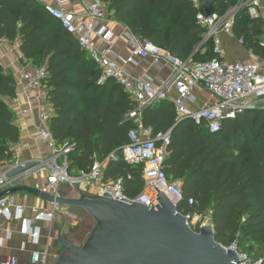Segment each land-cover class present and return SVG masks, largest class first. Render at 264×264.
Returning a JSON list of instances; mask_svg holds the SVG:
<instances>
[{"label": "trees", "instance_id": "16d2710c", "mask_svg": "<svg viewBox=\"0 0 264 264\" xmlns=\"http://www.w3.org/2000/svg\"><path fill=\"white\" fill-rule=\"evenodd\" d=\"M102 1L115 21L181 61L221 59L213 53L212 42L203 46V55L194 53L204 30L196 21L199 10L189 0ZM202 1L223 15L239 0ZM232 32L247 50L264 56L259 46L263 33L259 19L239 11ZM0 40H18L24 60L33 67L45 66L52 112L49 130L59 145H73L68 158L72 174L86 172L93 154L103 158L127 144V133L133 128L127 118L132 102L114 81L99 84V69L41 4L0 0ZM15 98V81L0 65V163L13 160L10 148L20 137L5 102ZM142 124L154 134L169 133L163 171L170 181L180 183L185 199L194 200V207L186 211L209 215L215 241L222 247L237 243L251 254L244 243L264 237V109L238 113L234 120H224L218 133L211 134L190 120H178L173 106L161 101L146 108ZM103 179H121L130 198L143 186L141 168L122 161L110 163Z\"/></svg>", "mask_w": 264, "mask_h": 264}, {"label": "built area", "instance_id": "2783aa9c", "mask_svg": "<svg viewBox=\"0 0 264 264\" xmlns=\"http://www.w3.org/2000/svg\"><path fill=\"white\" fill-rule=\"evenodd\" d=\"M69 1L52 0L51 3L44 4L43 8L62 30L75 39L80 50L99 69V84L112 80L123 89L133 104L132 110L127 114L133 128L127 133L128 142L124 147L103 158L93 154L90 168L86 172L72 175L68 158L73 145H59L52 138L49 130L52 112L45 87L46 68L32 66L24 70L21 78L25 89L32 92L38 102V136L48 145L50 155L47 159L30 166H22L23 178H30L46 171L44 188L35 184V189L57 195V189L65 185L75 192L81 190L90 196L105 197L103 193H107L113 201L124 202L121 199H125L128 202L146 206L148 209L155 208L152 201L155 200L159 191L175 206L177 213L188 219L193 231L198 232L205 226L212 228L211 220H208L210 217H203L196 210L186 211V208L194 207V200L185 199L180 183L170 181L163 171L169 133L154 134L150 127H145L142 124L143 112L150 106L169 100L170 92H174L172 106L178 120L187 119L195 126L205 127L211 134L218 133L222 129L224 120H234L237 114L243 111L264 109V56L251 63L227 62L223 59H214L205 63H195L191 59L181 61L153 42L134 35L126 28L125 32L121 33V37L124 38L130 55L126 58L114 57L111 44L112 32L103 26V23L108 20L104 2L76 0L83 7L85 18L89 19L88 22H84L75 18L73 12L65 6ZM189 1L197 9L199 8L201 0ZM242 10L250 19L261 21L264 35V0H239L235 7L228 8L223 15L214 12L205 17L198 12L196 21L204 30L201 47L212 42L213 53L221 58L223 51L219 35L222 33L235 38L232 32L234 19ZM96 39L102 40L101 46L97 45ZM237 41L243 46L241 39ZM259 46L264 53V39ZM148 58L154 60L155 64L161 67L169 66L172 70L170 77L159 86L148 76L136 77L126 71L125 67L135 66L137 59ZM195 92H204L208 97L206 102L197 108L193 107L196 103ZM120 161L129 166L141 168L142 190L133 198L124 193L121 179L104 182L106 167L110 163ZM9 184L5 174H0V193L4 194ZM51 205L49 210L30 208L31 217L24 218V208L16 204L12 194L5 193L0 197V218L19 220L20 235L38 247L41 238L38 224L41 222L52 224L60 208L54 204ZM224 248L236 252L238 261L235 264H264V257H253L246 248H240L237 243ZM47 256V250L36 249L30 253L29 263L47 264ZM1 264H16V261L10 258Z\"/></svg>", "mask_w": 264, "mask_h": 264}, {"label": "water", "instance_id": "95a60500", "mask_svg": "<svg viewBox=\"0 0 264 264\" xmlns=\"http://www.w3.org/2000/svg\"><path fill=\"white\" fill-rule=\"evenodd\" d=\"M198 10L205 17L214 13L211 5L202 0ZM200 50L201 45L194 53ZM19 192L58 207L82 209L92 218L94 227L79 247L64 241L58 231L57 242L63 252L55 264H235L238 261L235 251L215 241L213 227L193 231L188 219L177 213L159 191L157 197L150 191L155 197L152 201L155 208L151 209L125 199L113 201L107 193H103L105 197L90 196L81 190L70 199L25 186L12 187L5 193Z\"/></svg>", "mask_w": 264, "mask_h": 264}, {"label": "crops", "instance_id": "0c3cea01", "mask_svg": "<svg viewBox=\"0 0 264 264\" xmlns=\"http://www.w3.org/2000/svg\"><path fill=\"white\" fill-rule=\"evenodd\" d=\"M35 1L42 6L52 2V0ZM65 6L69 8L71 12H73L75 18L84 22L89 21L88 18H85V11L83 7L76 0H70ZM103 26L112 32L111 44L113 56H119L120 58H126L129 56L130 50L124 38L121 37V33L125 32L127 27L124 24L115 21L110 16L108 17V20L103 23ZM219 38L221 40L223 51L221 59L227 62L238 61L251 63L257 61L260 58L259 55L252 53L244 46L240 45L236 38L228 37L222 33L219 35ZM262 39H264L263 33L260 40ZM96 43L98 46H101L102 40L96 39ZM202 48L200 50V55L205 53V48ZM0 65L5 71L9 72L16 84V98L13 100L5 99V102L12 111L14 116V124L18 127L20 132L18 143L12 145L10 148L11 152L13 153V160L10 162L0 163V174H5L8 182L10 183V186L5 190L16 186L34 188L35 184H38L40 188H44L45 177L47 175L46 171H42L38 175L32 176L30 178H23L22 176L24 169L22 166H30L39 162L40 160L47 159L50 155V150L48 145L42 142L38 136V102L35 100L34 94L32 92H28L25 89V84L21 78L24 70L32 67V65L30 61L24 60L20 54L18 40L12 43L0 40ZM125 68L128 73L136 77H150L157 86L161 85L165 80H167L172 73V70L169 66L164 65L161 67L155 64L154 60L151 58L144 60L137 59L135 66L131 65L126 66ZM168 97L169 100L164 101V103L166 105H172V100L175 98V93L170 92ZM194 97L196 99V103L193 107L195 108L203 105L208 99L207 94L204 92H195ZM67 190L73 193H61L62 191ZM1 194L2 193H0V196ZM56 194L62 198L70 199L75 198L76 192L71 188L62 185L57 189ZM12 196L14 197L16 204L24 208V218L31 217L30 208L49 210L52 206L51 203L39 198H35L24 192L12 194ZM65 208L82 210L71 207ZM63 215L64 214H61L60 216L63 217ZM58 216L59 215L57 214V217ZM57 221L58 220L54 221L52 224L46 222H41L38 224L41 238L39 246L36 247L32 245L26 239V237L20 235L19 231L21 222L19 220L0 218V264L10 258H13L16 261V264H30V253L36 249L47 250V264H55L57 260L56 248L58 246V233L56 232L55 228ZM64 224V228L66 230L68 223L65 221Z\"/></svg>", "mask_w": 264, "mask_h": 264}, {"label": "rangeland", "instance_id": "374dc122", "mask_svg": "<svg viewBox=\"0 0 264 264\" xmlns=\"http://www.w3.org/2000/svg\"><path fill=\"white\" fill-rule=\"evenodd\" d=\"M107 14L109 17L108 11ZM72 175H76V174L73 173ZM61 193L72 194L73 192L67 190V191H62ZM75 197H77V195H75ZM61 214H64L63 217L60 216ZM58 215H59L57 217L58 219L56 218V220H58L55 227L56 232L57 233L58 231L61 232L62 239L64 241H67L70 244L77 247L81 246L88 237L90 231L94 227V222L89 217V214L82 210H75V209L61 207L58 210ZM203 217L209 218L210 216L204 214ZM65 221L68 223V227L66 230L64 228ZM244 245L251 250V254L253 257H264V237L258 241H247L244 243ZM56 250H57L56 253L58 259L59 255L63 252V248L58 244Z\"/></svg>", "mask_w": 264, "mask_h": 264}]
</instances>
